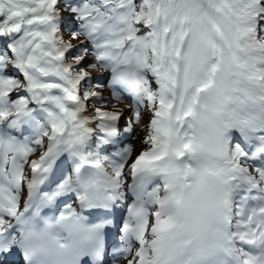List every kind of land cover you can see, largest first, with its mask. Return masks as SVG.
I'll use <instances>...</instances> for the list:
<instances>
[{
  "label": "snow or ice",
  "instance_id": "6c2138e0",
  "mask_svg": "<svg viewBox=\"0 0 264 264\" xmlns=\"http://www.w3.org/2000/svg\"><path fill=\"white\" fill-rule=\"evenodd\" d=\"M0 264H264V0H0Z\"/></svg>",
  "mask_w": 264,
  "mask_h": 264
}]
</instances>
